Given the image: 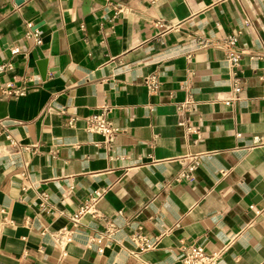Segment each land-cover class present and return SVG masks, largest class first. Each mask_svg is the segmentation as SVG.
Instances as JSON below:
<instances>
[{
    "label": "crops",
    "instance_id": "1",
    "mask_svg": "<svg viewBox=\"0 0 264 264\" xmlns=\"http://www.w3.org/2000/svg\"><path fill=\"white\" fill-rule=\"evenodd\" d=\"M111 1L0 0V264H183L191 245L264 264V0ZM101 108L110 143L87 130ZM96 191L111 238L71 221Z\"/></svg>",
    "mask_w": 264,
    "mask_h": 264
},
{
    "label": "built area",
    "instance_id": "2",
    "mask_svg": "<svg viewBox=\"0 0 264 264\" xmlns=\"http://www.w3.org/2000/svg\"><path fill=\"white\" fill-rule=\"evenodd\" d=\"M115 0L110 2V5L114 6L118 12H120V8H118L115 3ZM156 25L158 27H164V30L160 33V36H163L167 31L172 30V27H168L163 25L161 22H157ZM40 43V40L38 41ZM237 43L236 36H227L222 45L228 50L227 61L231 66H238L240 64L242 52H235L233 47ZM17 51V50H15ZM6 66L0 67V72H5ZM145 84L152 91L156 92L159 89V84L156 76L151 75L145 79ZM241 92V88L237 87L234 89L235 100L238 99V94ZM3 94L6 97H21L25 95L24 89H14L11 85H8L4 90ZM193 101L188 100L183 107L190 108L193 106ZM109 112L108 108H101V110L97 113L92 114L87 118V130L89 132H93L96 134H100L105 138V141L110 143L118 134V130L113 126L111 121L109 120ZM75 120H70V124L73 125ZM259 140L256 139L255 142ZM193 162L189 163L185 172H183L182 177L187 180H193L195 171L197 169L198 160L193 157ZM103 196V192L96 191L93 192L90 196V199L83 204L79 210L71 217V221L73 225L76 227L80 223V220L83 216L87 214H91L95 217L102 218L106 222V229L104 235L107 238H111L115 235L118 228L113 220H107L103 217L102 213L98 210V203ZM53 237L57 241L58 244H69L73 241V231L63 228L62 230L55 232ZM132 241L138 245L143 247L144 249H150L153 245L148 241L147 237L142 233L140 229L136 230L132 236ZM102 251V249L100 250ZM222 255V251H217L214 253H207L202 246L199 245H191L184 248V252L182 255V263L183 264H217L219 258ZM63 256H66V253L63 252Z\"/></svg>",
    "mask_w": 264,
    "mask_h": 264
},
{
    "label": "water",
    "instance_id": "3",
    "mask_svg": "<svg viewBox=\"0 0 264 264\" xmlns=\"http://www.w3.org/2000/svg\"><path fill=\"white\" fill-rule=\"evenodd\" d=\"M37 55L41 57V54L39 51H37ZM45 64V62H43Z\"/></svg>",
    "mask_w": 264,
    "mask_h": 264
}]
</instances>
